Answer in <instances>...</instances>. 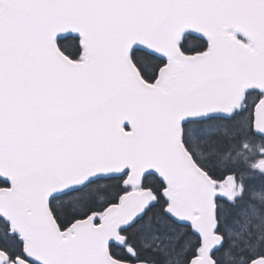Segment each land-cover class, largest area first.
Segmentation results:
<instances>
[{"label":"snow or ice","instance_id":"obj_1","mask_svg":"<svg viewBox=\"0 0 264 264\" xmlns=\"http://www.w3.org/2000/svg\"><path fill=\"white\" fill-rule=\"evenodd\" d=\"M0 264H264V0H0Z\"/></svg>","mask_w":264,"mask_h":264}]
</instances>
